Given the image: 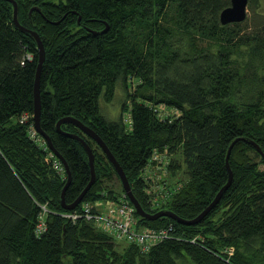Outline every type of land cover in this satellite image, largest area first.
<instances>
[{
    "label": "trees",
    "instance_id": "obj_1",
    "mask_svg": "<svg viewBox=\"0 0 264 264\" xmlns=\"http://www.w3.org/2000/svg\"><path fill=\"white\" fill-rule=\"evenodd\" d=\"M15 1L20 24L45 48L41 128L71 171L66 204L91 180L86 150L71 135L95 156V183L74 210L125 192L96 142L73 124L58 130L64 118L103 140L147 213L171 211L185 220L228 183L227 153L238 141L229 158L231 186L201 222L136 214L141 229L172 227L146 253L84 219L63 217L74 211L61 202L67 173L48 164L29 135L37 44L15 26L13 4L0 0V264H264V157L250 144L264 153V13L249 27L247 18L220 22L231 0ZM118 90L120 115L110 121L101 99L111 103ZM160 107L178 114L163 118ZM165 151L168 196L153 206L142 173ZM43 206L46 230L37 233Z\"/></svg>",
    "mask_w": 264,
    "mask_h": 264
},
{
    "label": "built area",
    "instance_id": "obj_2",
    "mask_svg": "<svg viewBox=\"0 0 264 264\" xmlns=\"http://www.w3.org/2000/svg\"><path fill=\"white\" fill-rule=\"evenodd\" d=\"M29 119L30 116L24 114L21 117V123H27ZM29 135L33 141L46 151L45 161L57 172L63 174L65 168L62 162L49 149L46 140L38 133L33 124L29 126ZM166 154V151L163 154L155 152L142 173L143 180L149 186L148 193L152 196L151 202L153 206H159L168 196L166 183L163 182L168 173ZM106 200H109L107 202L109 204L103 209L99 207L97 202H85L79 210H74L62 216L71 219L73 222L84 219L108 233L117 242L137 245L142 253L148 252L153 246L170 235L172 227L159 231L151 228H139V220L136 216L135 208L126 194L118 200ZM42 211L37 233H42L46 230L45 219L49 210L46 206H43Z\"/></svg>",
    "mask_w": 264,
    "mask_h": 264
},
{
    "label": "water",
    "instance_id": "obj_3",
    "mask_svg": "<svg viewBox=\"0 0 264 264\" xmlns=\"http://www.w3.org/2000/svg\"><path fill=\"white\" fill-rule=\"evenodd\" d=\"M8 1H10L14 7L13 21H14L15 26L17 28H19L21 31L32 36L34 38L36 44H37L38 63H37V72H36L35 86H34V113H33L34 126H35L36 130L38 131V133L46 140L49 149L59 158V160L62 162V164L65 168V171L67 173V182H66V184L63 188L62 194H61V202H62V206L64 209L74 210L83 201L87 192L91 189V187L95 183V180H96V173H95V166H94L95 156H94L92 148L88 145V143L84 139H82L81 137H79L77 135H71V137L79 140L86 150V153H87L88 159H89V165L91 168V180L74 203L66 204L65 203V193H66V190L72 181L71 171H70L68 165L66 164L65 160L63 159V157L54 148L50 138L43 132V130L41 128L42 104H41V98H40V77H41V71H42V68H43V65L45 62V48H44L43 42H42V40H41V38L37 32H35L33 30H29L20 24V22L18 20L17 2L15 0H8ZM248 5H249V0H231L230 6H228L227 8H225L221 12L220 22L223 25H227V24H231V23H242V22H244L247 18ZM34 10H39V9L33 8L31 10V12ZM65 123L73 124L74 126L78 127L83 133H85L94 142H96V144L102 149V151L106 155L107 159L114 166L116 172L118 173V175L121 179V182H122L123 190H124L125 194L127 195L128 199L130 200L131 204L134 206L136 214L142 219L152 221V220H156V219L161 218V217H167V218L174 219L178 223L184 224V225L198 224L206 216H208V214L219 204L223 194L231 186L232 179H233V173H232L231 168L229 166V158H230L232 148L238 140L234 141L231 144V146L228 150V153H227L226 163H227V168L229 170L228 183L219 191V193L217 194L215 199L212 201V203L199 216H197L196 218H194L192 220H185L183 218H180L179 216H177L176 214H174L171 211H159V212L154 213V214L147 213L143 209L142 205L137 200L135 195L133 194L130 182H129L124 170L119 165V163L116 161V159L114 158V156L112 155V153L110 152V150L108 149L106 144L103 142V140L95 132H93L91 129H89L87 126H85L83 123H81L79 120L72 118V117H67V118L60 120L57 124L58 130H61V126ZM250 144H252L258 150V152L260 154H262V156L264 157V153L258 144H256L255 142H250Z\"/></svg>",
    "mask_w": 264,
    "mask_h": 264
},
{
    "label": "rangeland",
    "instance_id": "obj_4",
    "mask_svg": "<svg viewBox=\"0 0 264 264\" xmlns=\"http://www.w3.org/2000/svg\"><path fill=\"white\" fill-rule=\"evenodd\" d=\"M260 13H264V0H258V3L254 5L253 9L252 6L248 7L247 12V21L246 25L249 27L254 26V24L258 23V20H261V16H259ZM124 99L123 94L118 90V93L113 98V101L110 103L106 102L104 99H101V109L103 115L110 121H115L119 118L120 115V103ZM160 114L161 117L164 118V116H172L177 115L178 113L169 109H165L164 107H160ZM179 157V156H178ZM182 178H184V174L181 175ZM120 190V189H119ZM125 194H123L124 197ZM107 198H103L104 201L97 202L100 208L106 207L109 203H107L109 200H105ZM110 200H113L112 198H109ZM123 245V244H122ZM232 250H230V254H232Z\"/></svg>",
    "mask_w": 264,
    "mask_h": 264
}]
</instances>
